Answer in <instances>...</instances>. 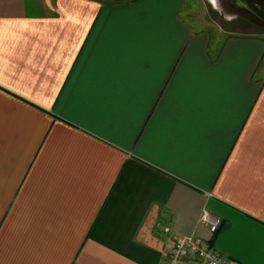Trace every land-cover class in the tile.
Returning <instances> with one entry per match:
<instances>
[{
    "label": "crops",
    "instance_id": "1",
    "mask_svg": "<svg viewBox=\"0 0 264 264\" xmlns=\"http://www.w3.org/2000/svg\"><path fill=\"white\" fill-rule=\"evenodd\" d=\"M208 3L0 0V264H264V35Z\"/></svg>",
    "mask_w": 264,
    "mask_h": 264
},
{
    "label": "built area",
    "instance_id": "2",
    "mask_svg": "<svg viewBox=\"0 0 264 264\" xmlns=\"http://www.w3.org/2000/svg\"><path fill=\"white\" fill-rule=\"evenodd\" d=\"M199 223L208 227L213 235L221 220L208 210H203L199 216ZM163 232L170 234V228L164 227ZM167 245L163 264H232L231 260L222 255L209 239L200 236L172 235Z\"/></svg>",
    "mask_w": 264,
    "mask_h": 264
},
{
    "label": "rangeland",
    "instance_id": "3",
    "mask_svg": "<svg viewBox=\"0 0 264 264\" xmlns=\"http://www.w3.org/2000/svg\"><path fill=\"white\" fill-rule=\"evenodd\" d=\"M126 1V0H107ZM207 15L211 20L231 29L234 33L264 35V0H216L208 3ZM231 19L225 22V18Z\"/></svg>",
    "mask_w": 264,
    "mask_h": 264
},
{
    "label": "clouds",
    "instance_id": "4",
    "mask_svg": "<svg viewBox=\"0 0 264 264\" xmlns=\"http://www.w3.org/2000/svg\"><path fill=\"white\" fill-rule=\"evenodd\" d=\"M213 6L215 7L216 6V0H211Z\"/></svg>",
    "mask_w": 264,
    "mask_h": 264
}]
</instances>
